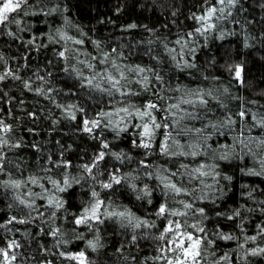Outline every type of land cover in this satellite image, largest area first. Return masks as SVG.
Listing matches in <instances>:
<instances>
[{"label": "trees", "instance_id": "obj_1", "mask_svg": "<svg viewBox=\"0 0 264 264\" xmlns=\"http://www.w3.org/2000/svg\"><path fill=\"white\" fill-rule=\"evenodd\" d=\"M215 3L216 0H28V11L36 14L21 13L16 17L21 21L19 27L15 23L2 27L0 74L12 71L21 80L8 77L0 82V119L13 127L11 141L24 145L2 149L6 160L0 162L4 168L0 172V224H7V228H0V247L7 249L11 240L20 245L7 249L10 257L15 255L11 264H78L67 257L81 252L83 264H166L161 250L168 258H172V253L164 242L154 238L162 223L154 212L165 201L173 207L179 205L165 196L156 179L163 169L179 171L181 175L175 177V182L195 191V196L183 198L206 211V219L189 218L192 223L204 219L214 240L205 258H198L199 264L216 260L221 264H264V254L245 255L251 249L264 247V235H259V228L264 226V204L260 203L264 201V175L245 174L249 169L259 172V161L264 158V150L256 143L264 138V128L257 124L264 119V0H240L231 16L220 21L215 31L205 34L207 38L197 35L191 44L195 51L182 50L195 67H177L183 61L179 57L173 60L169 52L181 51L176 41H189L187 34L199 27L193 15L203 14ZM57 30L82 43L61 40ZM8 32L14 35L8 36ZM221 32L225 33L223 39ZM28 40H33V44L29 45ZM65 48L68 59L58 55ZM105 54L133 81L123 90L137 95L121 96L114 91L109 95L108 91L85 86L86 80L72 70L78 69L87 78L97 71L118 76L111 62H100ZM87 63L94 67H85ZM236 64L243 69L242 81L235 78L234 69L227 70ZM129 67L146 69L147 90L134 83L140 77L127 72ZM22 81L30 82L33 89H45L46 95L25 89ZM94 83L106 90L110 87L99 78ZM190 91L205 94L207 103L195 108L183 106L200 118L181 121L173 135L182 144L199 146L201 154L194 158L162 156L156 143L150 150L136 147L135 129L117 135L110 126L102 124L91 134L83 131L82 121L97 118L102 111L128 104L141 106L149 101L166 108ZM69 105L79 109L77 119L68 118ZM241 110L246 113L243 120L238 115ZM159 116L164 119L165 113ZM229 117L236 123L221 127ZM189 128H204V132L187 133ZM103 143H108L109 149H103ZM100 151L123 153V162L106 156V162L100 164L101 174L93 179L83 172L82 165L91 162ZM225 152L228 158L220 159ZM50 159L67 160L71 166L56 167L48 162ZM143 164L149 167L144 168ZM181 164L188 169L199 164L215 165L219 183L209 191L199 180H189ZM65 174L72 181L71 187L57 192L47 177L62 184ZM111 174L128 179H122L112 189L101 188L100 183L107 182ZM32 176L40 178L46 195L63 200L64 207L57 211L48 207L47 199H34V208H26L16 196L27 199L29 191L40 193L42 189L30 183H23L19 189L3 186L5 181L26 182ZM222 176L232 179L222 180ZM202 179L214 183L210 177ZM133 183L138 189L149 186L153 190L151 197L136 199ZM92 191L100 193L104 207L127 208L141 219L156 221L157 228L133 230L126 221L115 218H104L103 223L92 221V227L77 225L74 218L93 202ZM234 210H240L241 216L228 220L226 216ZM53 211L55 217L50 215ZM12 217L28 222L7 223ZM56 228L60 231L53 237L51 231ZM219 232L237 239H219L215 235ZM133 236L137 237L135 241ZM245 236H257V240L240 248ZM225 256L229 259L224 260ZM0 264H5L3 256Z\"/></svg>", "mask_w": 264, "mask_h": 264}, {"label": "snow or ice", "instance_id": "obj_2", "mask_svg": "<svg viewBox=\"0 0 264 264\" xmlns=\"http://www.w3.org/2000/svg\"><path fill=\"white\" fill-rule=\"evenodd\" d=\"M240 0H216L214 5L209 6L206 11L201 15H193L192 19L199 25L195 29V32L188 33V37L190 38L187 42H182L181 40H177L176 44L179 45L181 51H177L176 49H169V52L172 55L173 60L179 59L183 61V63H177V67L180 68H190L195 67L194 64H190L185 59V52L183 49H189L191 51H195L194 48L191 47L192 42L195 41V37L205 36L207 33H211L215 31L218 27V23L228 16L232 15L233 9L237 7ZM218 5V6H216ZM51 11H56L52 9ZM24 16H28L30 14L35 15L36 13H30L28 11V0H0V34H2V27L7 26L11 23H15L18 27L21 23L19 19L16 17L20 14ZM130 27H135V25H131ZM23 31V29H21ZM59 33V37L64 41H72L73 43L79 45L82 43L81 40H72V37L67 36L63 31L57 30ZM8 36H13V32H8ZM225 33L221 32L220 38H224ZM205 38H207L205 36ZM52 40V37H49ZM27 43L29 45L33 44V40H28ZM248 45L245 44V47ZM68 51L65 48L64 51L58 53L61 58L68 59L66 56V52ZM115 51V50H113ZM2 59V57H0ZM92 59H96L93 57ZM101 63L111 62L112 67L116 69L117 75L106 74L101 75L98 71L95 72L91 78H87L83 76V73L78 69L73 68V71L77 72V75L82 79L86 80V85L88 87H95L101 92L108 91V94L111 95L112 92L120 93L121 96L128 95H137L135 92H127L123 89L130 87L133 81L125 74V71L122 70L116 61L112 60L108 54H105L103 59L100 61ZM80 63H84V61H80ZM85 67L92 69L94 66L91 63L85 64ZM237 80L242 81V67L239 64L229 67L228 71H233ZM127 72L134 73L138 75L140 78L137 79L134 83L139 84L145 90L148 88L149 77L145 75L146 69L143 67H137L135 69L129 67ZM8 77H12L16 80H21L19 75H14L12 71L4 72L0 74V82L6 80ZM97 78L105 81L110 87L109 89H104L100 86V83H94L97 81ZM159 80V77H157ZM24 84V88L29 91H34L37 95H46L45 89L37 87L35 89L32 88V85L28 81H22ZM175 91H180V89H175ZM227 91V89H225ZM203 93L199 91H190L185 96L179 97L175 102L170 103L167 107H161L157 103L149 101L146 104L141 106H137L135 104H128L127 106L121 105L120 107H115L113 111H102L98 114L97 118L92 119H84L82 121L83 131L86 133H93L94 130L100 128L102 124H106L111 127V129L117 134L127 133L130 129H135V146L143 148L145 150L153 149L154 143L159 149V153L165 157H176V156H191L196 157L201 153L197 150V144H182L176 137L173 135V131L180 126L181 121L186 119L196 120L200 117L194 112L189 111L187 108L183 106L187 105L190 108H195L198 106H203L207 103L204 99ZM59 107V105H58ZM75 105H69L66 109V113L68 118L77 119ZM165 113L164 119H161L159 113ZM36 119L35 115L29 113ZM241 120L244 119L246 113L241 110L238 112ZM130 121H136V123H131ZM236 121L231 119L230 117L226 119L221 127L225 125H233ZM257 124L264 128V119H260L257 121ZM211 127L215 128L217 125H211ZM31 131V129H30ZM13 132V127L8 124L4 119H0V162H4L6 160V156L3 154L2 149L5 147L10 149H19L24 145L20 142L11 141L10 133ZM196 133L197 135L204 132V128H189L187 129V133ZM158 137H161L157 140ZM208 137H206L207 139ZM242 144L243 140L240 141ZM262 150H264V138L256 141ZM35 147V145H33ZM247 147V144H245ZM102 148L107 150L109 149L108 143H103ZM111 155L116 160L122 161L123 153L111 152L108 153L106 151H100L91 162L82 165V170L85 173L91 174L92 178L95 179L97 175L101 174L100 172V164L101 162H106V156ZM228 152L223 153L220 156V159H227ZM127 158V157H125ZM50 164H55L56 167L68 168L70 167V162L67 160H63L60 162L49 160ZM261 170L259 172L255 170H246L245 174L247 175H264V158L260 159ZM144 168H148V164L142 165ZM181 168L185 170V174L187 175L189 180H199L205 188L212 190L216 184L219 183L217 180V176L219 175L216 172L215 165H206L199 164L197 167L188 169L187 165L181 164ZM207 169V170H206ZM4 168L0 166V172H3ZM115 171V170H114ZM181 173L179 171L169 172L168 169L159 170L156 175V179L160 182V186L164 190L165 196H168L170 199L175 200V203L179 205V207H173L167 201L164 203H160L158 209L154 212L155 217L160 220L162 223L160 224V231L157 236L154 238L164 242L167 245V251L172 253V258H168L163 255L162 257L165 259L166 264H199L198 258H205V253L212 247L214 244V240L211 235H209L208 229L204 226V219L207 218L206 211L204 208H195L194 204L191 200H186L183 197H188L189 195L195 196L194 190H189L182 183L175 182V177L180 176ZM210 177L213 184H208L205 179ZM138 177H132L133 180ZM51 185L55 188L57 192H65L68 188L71 187L72 181L68 178L67 174L64 175V179L62 184L58 182L56 179H53L51 176L47 177ZM83 179V177H81ZM122 179H128V177H121L115 174H111L108 176L107 182H101L100 187L103 189H112L114 185H119L122 183ZM222 180L230 181L232 177L230 176H222L220 177ZM23 183H30L32 185L38 186L42 189V192L35 193L32 191L28 192V198L23 199L21 196H16V200L25 206L26 208L33 209L34 199H47V205L50 208H54L57 211L64 207V202L60 198L51 195L45 194L46 187L43 183H41L40 178L36 176H32L28 181L22 182L21 180H10L3 182V186L12 187L14 189H19L22 187ZM131 188L133 191L137 192L138 195L136 199H143L145 197H151L152 189L145 185L143 188H137L136 184H131ZM93 202L83 209V212L75 219V223L77 225L87 224L89 227H92L91 222L95 221L96 223H103L104 218H115L121 222L127 223L130 225L133 230L135 229H149V228H157L156 221H150L148 219H141L134 215L127 208H123L122 210H115L104 207L105 201L100 198V193L97 191H92L91 193ZM249 197H251V193H249ZM179 198V199H177ZM197 199L199 197H196ZM149 203L151 200L149 199ZM260 203L264 204V201ZM52 217H55L56 212L53 211L50 214ZM218 215H224L223 213H218ZM241 211L234 210L233 213L228 214L226 218L228 220H233L235 217H240ZM190 217L192 218H204L197 219V222H190ZM179 218V219H176ZM242 218V217H241ZM27 223V220L17 219L16 217H12L8 220L7 223ZM242 227V225H241ZM0 228H7V224H0ZM191 229V230H189ZM59 229H53L51 231V235L56 237L59 233ZM216 237L219 239H223L225 241H231L237 239V237L226 234L223 232L215 233ZM259 235H264V226L259 228ZM132 239L135 241L137 239L136 236H133ZM257 240V236H245L244 243H241L240 248H244V244L248 242L255 243ZM91 245L92 242L90 241ZM20 245L16 240H11L7 249L18 248ZM4 247H0V256L4 257L5 264H11V261L15 259V255L10 257L8 250ZM214 255V253H210ZM264 254V247L254 248L250 251L246 252L245 255H262ZM64 255V253H61ZM70 260H77L78 264H83L84 253L81 252L78 255H69L67 257ZM159 258V257H158ZM227 256L224 257V260H228ZM211 264H221L220 260H216L211 262Z\"/></svg>", "mask_w": 264, "mask_h": 264}]
</instances>
